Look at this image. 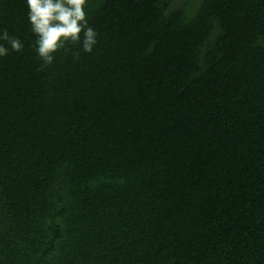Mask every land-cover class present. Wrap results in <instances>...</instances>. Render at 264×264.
Masks as SVG:
<instances>
[{
	"label": "trees",
	"instance_id": "obj_1",
	"mask_svg": "<svg viewBox=\"0 0 264 264\" xmlns=\"http://www.w3.org/2000/svg\"><path fill=\"white\" fill-rule=\"evenodd\" d=\"M86 12L38 71L0 0V264H264V0Z\"/></svg>",
	"mask_w": 264,
	"mask_h": 264
},
{
	"label": "clouds",
	"instance_id": "obj_2",
	"mask_svg": "<svg viewBox=\"0 0 264 264\" xmlns=\"http://www.w3.org/2000/svg\"><path fill=\"white\" fill-rule=\"evenodd\" d=\"M88 0H27L28 19L36 36L35 52L42 62L38 71L51 66L56 54L68 51L69 45H80L81 50L91 53L97 43V33L87 19ZM0 40L7 41L15 52L23 50V43L11 37L6 29ZM8 49L0 44V56ZM78 57V53L75 54Z\"/></svg>",
	"mask_w": 264,
	"mask_h": 264
}]
</instances>
